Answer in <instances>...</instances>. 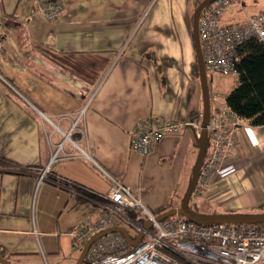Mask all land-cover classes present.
Segmentation results:
<instances>
[{"label":"crops","instance_id":"1","mask_svg":"<svg viewBox=\"0 0 264 264\" xmlns=\"http://www.w3.org/2000/svg\"><path fill=\"white\" fill-rule=\"evenodd\" d=\"M199 1L62 0L59 18L48 20L35 0H0V156L31 167L0 171L1 257L74 264V229L111 207L91 195L108 190L106 172L151 210L181 201L202 113L190 16ZM243 2L223 20L264 8V0ZM210 95L211 110L226 107L225 96L221 103L211 88ZM149 116L192 119L195 127L165 135L143 155L131 149L129 134ZM239 122L222 162L235 171L190 198L202 213H264V124ZM46 165L49 174L38 182ZM51 175L81 185L83 200Z\"/></svg>","mask_w":264,"mask_h":264},{"label":"built area","instance_id":"2","mask_svg":"<svg viewBox=\"0 0 264 264\" xmlns=\"http://www.w3.org/2000/svg\"><path fill=\"white\" fill-rule=\"evenodd\" d=\"M35 3L48 20L59 18L63 9L62 0H35ZM243 6V0H212L201 9L197 28L207 76L212 73L235 74V63L239 58L237 46L249 38L264 43V8L244 20H223L229 9L241 11ZM83 111L81 109L78 116ZM239 121L227 107L217 111L210 109L207 125L209 150L198 170L191 196L202 193L218 178H225L235 171L234 163L223 165L222 162L232 147V133ZM74 126L75 121L72 123ZM186 126L195 127V123L192 119L161 116L143 118L129 134L130 147L140 154H147L165 135L176 133ZM63 134L64 138L68 137V132ZM60 146L61 142L50 161L56 158ZM71 155L66 153L65 156ZM47 171H50L49 165L42 168L38 182L45 179ZM106 174L111 183L101 196L110 201L111 207L92 220L82 221L74 229L73 247L81 250L95 233L122 226L124 222L134 228V236L142 228L144 220L152 222L151 229L144 234L147 238H142L135 245L128 244L121 232L102 235L90 244L80 264H264V222L197 223L182 215L157 220V214L130 186ZM124 209L133 210L138 217L143 216V221L129 219L123 213ZM160 247L171 250L175 255Z\"/></svg>","mask_w":264,"mask_h":264},{"label":"trees","instance_id":"3","mask_svg":"<svg viewBox=\"0 0 264 264\" xmlns=\"http://www.w3.org/2000/svg\"><path fill=\"white\" fill-rule=\"evenodd\" d=\"M238 60L235 63L237 83L229 92L225 95V105L237 118L241 121H245L252 126H258L264 124V43L255 39L249 38L243 43L239 44L236 48ZM158 67H161L159 63ZM193 72L198 75L196 64L194 63ZM198 147V146H197ZM207 149V143L204 147V156ZM195 165V164H194ZM31 167H23L18 163L0 156V171L11 172L15 174H23L30 172ZM49 178V177H48ZM51 180L60 181L65 185H69L74 191H76L77 200H83L81 193H84L85 189L78 183L66 181L67 179L57 178L55 175H51ZM93 195L94 199L101 203H108L107 199L96 194ZM191 198V197H190ZM190 202V199H189ZM172 205H165L157 210H153L158 214L166 209L171 208ZM189 207L195 212H199L196 206H192L189 203ZM123 213L131 220L136 222H142L143 216H137V214L131 209H124ZM218 212H204V214H214ZM221 213V212H220ZM223 213V212H222ZM234 213V212H230ZM164 251L175 255L171 250L164 247H160ZM1 256V255H0Z\"/></svg>","mask_w":264,"mask_h":264},{"label":"water","instance_id":"4","mask_svg":"<svg viewBox=\"0 0 264 264\" xmlns=\"http://www.w3.org/2000/svg\"><path fill=\"white\" fill-rule=\"evenodd\" d=\"M211 1L212 0H200L199 3L193 9L192 20H191V36H192L194 53H195L196 65L198 69V79L201 87V98H202L200 131L196 139V143L198 146L197 159L193 167L191 178L187 184L186 190L180 201V204L178 206L171 207L169 209H166L158 213L156 215V219L160 220L172 215H182L197 223H211V222L261 223L264 222V213L246 214V213L227 212V213L204 214V213L195 212L189 207V199L191 197V192L195 183L198 170L204 158V147L208 141L207 125L210 119V100H211L210 85H209V79L205 72L197 26H198V17L201 9ZM151 225L152 222L150 220H144L142 223V228L137 232V234L134 237H132L129 234L128 229L125 226H121V225L113 226L95 233L84 243L82 249L80 250V254L74 264H80L83 261L90 244L100 236L105 235L109 232H121L124 235L128 244L135 245L143 238L144 234L151 227ZM0 264H14V263L9 259L0 256Z\"/></svg>","mask_w":264,"mask_h":264},{"label":"rangeland","instance_id":"5","mask_svg":"<svg viewBox=\"0 0 264 264\" xmlns=\"http://www.w3.org/2000/svg\"><path fill=\"white\" fill-rule=\"evenodd\" d=\"M247 4L245 5V9L244 11L247 9V11L250 10V8L252 9V7L250 6L249 2H246ZM192 13H193V9H190V16L192 18ZM209 79V85L211 86V91L214 93V95L216 96L217 100H219L222 103V100L224 99V96L228 90V88H230L231 86H233L235 84V75H223L220 73H212L208 76ZM209 146V143L207 141V147ZM207 150V149H206ZM206 153V151H205ZM49 174V172L47 171V173L45 174V176ZM50 178V176H49ZM203 193V192H202ZM202 193H196L194 195H192L191 197L194 198L196 196L201 195ZM191 198V199H192ZM190 203L192 206H194L190 200ZM180 204V201L177 202V205ZM176 205V206H177ZM124 226L128 229V232L131 236H134L135 234V230L134 228L129 225L128 223L124 222L123 223ZM151 229V227L149 228ZM148 229V230H149ZM147 238L145 235L143 236V239ZM19 262L21 261H13L14 264H20ZM31 264H38V263H31Z\"/></svg>","mask_w":264,"mask_h":264}]
</instances>
